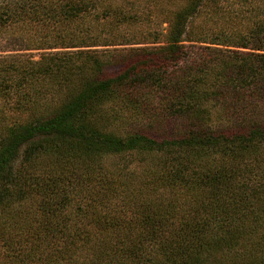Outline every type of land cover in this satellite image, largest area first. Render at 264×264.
I'll return each instance as SVG.
<instances>
[{
  "label": "trees",
  "instance_id": "trees-1",
  "mask_svg": "<svg viewBox=\"0 0 264 264\" xmlns=\"http://www.w3.org/2000/svg\"><path fill=\"white\" fill-rule=\"evenodd\" d=\"M0 264H264V0H0Z\"/></svg>",
  "mask_w": 264,
  "mask_h": 264
},
{
  "label": "rangeland",
  "instance_id": "rangeland-1",
  "mask_svg": "<svg viewBox=\"0 0 264 264\" xmlns=\"http://www.w3.org/2000/svg\"><path fill=\"white\" fill-rule=\"evenodd\" d=\"M166 26V23H162L161 24V27H156L155 29H158V30H161V29H164V27ZM150 28V26H146V25H143L142 26V28H138V27H135V29L134 30H148ZM131 31L133 30V28H131L130 29ZM128 30H126V31H124L123 29H120L119 30V32H127ZM140 44H143V43H140ZM116 46H120V45H116ZM132 46V45H131ZM101 47H103V46H101ZM100 47V48H101ZM48 50V49H47ZM53 50H56V49H53ZM42 51H44V49H42V50H29V51H25V52H27V53H30V55L32 56V58H34V59H37V58H39V53L40 52H42ZM116 68L117 67H110L108 70H112V71H114V70H116ZM13 117V116H12ZM12 117H10V120H11V118ZM15 118H16V116H14ZM109 162V164H110V162H113V160H109L108 161Z\"/></svg>",
  "mask_w": 264,
  "mask_h": 264
}]
</instances>
